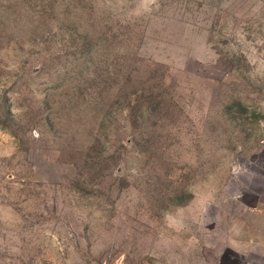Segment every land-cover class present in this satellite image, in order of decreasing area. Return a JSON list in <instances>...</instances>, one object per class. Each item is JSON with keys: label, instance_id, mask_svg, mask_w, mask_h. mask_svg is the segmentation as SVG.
<instances>
[{"label": "rangeland", "instance_id": "rangeland-1", "mask_svg": "<svg viewBox=\"0 0 264 264\" xmlns=\"http://www.w3.org/2000/svg\"><path fill=\"white\" fill-rule=\"evenodd\" d=\"M0 264H264V0H0Z\"/></svg>", "mask_w": 264, "mask_h": 264}]
</instances>
